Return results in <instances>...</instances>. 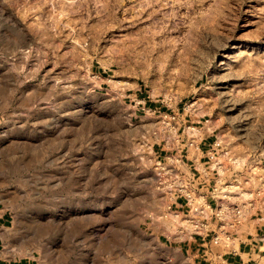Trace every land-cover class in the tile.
<instances>
[{
	"label": "rangeland",
	"instance_id": "374dc122",
	"mask_svg": "<svg viewBox=\"0 0 264 264\" xmlns=\"http://www.w3.org/2000/svg\"><path fill=\"white\" fill-rule=\"evenodd\" d=\"M210 203L264 232V0H0V258L194 264Z\"/></svg>",
	"mask_w": 264,
	"mask_h": 264
},
{
	"label": "crops",
	"instance_id": "0c3cea01",
	"mask_svg": "<svg viewBox=\"0 0 264 264\" xmlns=\"http://www.w3.org/2000/svg\"><path fill=\"white\" fill-rule=\"evenodd\" d=\"M202 160H194L195 168H198L201 165ZM207 163V162H205ZM193 166V165H191ZM206 172V174H205ZM208 171L205 170L204 173L201 174L206 175V177H210ZM202 177V176H201ZM198 177L195 179V184L202 185V189L206 190V196L212 201L213 204H217L220 207L219 199L216 196V191L212 190L211 179H201ZM205 177V176H204ZM198 179L200 180L198 182ZM176 206H183L185 204V200L178 199L176 200ZM213 204L210 203V207L212 208V216L210 222V230H207L203 237H193L191 239H185L184 242L188 241V244H184V247H188L187 251L193 252V262L194 264H262L261 255L264 253V232L261 230H255L256 233H253V230H233L230 234L232 239V249L227 251L223 250L220 251L219 248L213 246L212 244V237L217 233L219 234L222 232L223 234L228 232L229 230H217L215 224L213 222H217L218 220L214 221V212ZM6 214L0 210V246L4 243L3 235L4 229L8 222L6 219ZM221 221H226L228 215L218 214ZM179 216L182 221L184 222L183 225H180L179 228H186L189 230V227L184 221V217L180 214ZM178 228V229H179ZM263 256V255H262ZM0 264H23L14 259H7V258H0ZM27 264V262L25 263Z\"/></svg>",
	"mask_w": 264,
	"mask_h": 264
},
{
	"label": "bare ground",
	"instance_id": "6f19581e",
	"mask_svg": "<svg viewBox=\"0 0 264 264\" xmlns=\"http://www.w3.org/2000/svg\"><path fill=\"white\" fill-rule=\"evenodd\" d=\"M234 190V189H233ZM240 191V193H241V195H242V198L244 199V200H247L248 199V197H249V195L247 194V193H245L242 189H240L239 190ZM238 191V192H239ZM231 193V192H230ZM172 222L173 223H176L177 225H183L184 224V222L182 221V219L179 217V216H172Z\"/></svg>",
	"mask_w": 264,
	"mask_h": 264
},
{
	"label": "built area",
	"instance_id": "2783aa9c",
	"mask_svg": "<svg viewBox=\"0 0 264 264\" xmlns=\"http://www.w3.org/2000/svg\"><path fill=\"white\" fill-rule=\"evenodd\" d=\"M237 223H238V222H237ZM230 239H231V236H230V235L226 237V240H227V241H229Z\"/></svg>",
	"mask_w": 264,
	"mask_h": 264
}]
</instances>
